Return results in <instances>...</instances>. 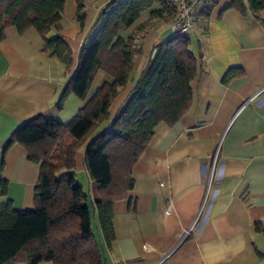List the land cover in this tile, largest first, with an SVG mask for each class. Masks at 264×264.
Returning <instances> with one entry per match:
<instances>
[{"label":"crops","instance_id":"1","mask_svg":"<svg viewBox=\"0 0 264 264\" xmlns=\"http://www.w3.org/2000/svg\"><path fill=\"white\" fill-rule=\"evenodd\" d=\"M109 1L90 4L80 26L75 0H65L59 31L50 37L67 42L70 66L43 50L34 29L22 34L14 28L0 30V179L7 185L0 203L10 200L18 210L34 209L38 165L27 160L18 144L3 154L14 132L38 116L66 125L110 81L97 71L85 100L68 95L62 109L56 108L80 49ZM241 1L244 13L223 1L206 22L200 21L199 33L189 35L195 38L191 51L197 64L190 108L174 125L161 123L154 129L132 168L131 190L113 204L114 240L108 246L92 216L104 264H264V9L256 18L247 1ZM148 19L143 15L128 32ZM168 30L169 24L154 20L143 34L131 78L110 106V117ZM229 72L233 76L222 82ZM85 148L75 154V177L76 172L88 177ZM91 190L90 182L86 192Z\"/></svg>","mask_w":264,"mask_h":264},{"label":"trees","instance_id":"2","mask_svg":"<svg viewBox=\"0 0 264 264\" xmlns=\"http://www.w3.org/2000/svg\"><path fill=\"white\" fill-rule=\"evenodd\" d=\"M98 0H75V21L81 26L86 8ZM244 13L241 0H201L195 15L206 22L221 2ZM258 18L264 0H246ZM65 0H0V30L14 28L19 34L34 29L51 57L72 64L71 49L59 31ZM149 19L128 30L143 16ZM174 10L167 0H111L99 12L88 41L79 52L56 108L68 95L85 100L97 71L110 81L100 86L78 114L66 125L34 117L20 126L4 146H22L27 160L38 165L32 211L14 208L10 200L0 203V264H104L102 246L92 228L96 217L102 240H113L112 210L116 200L131 190V171L159 124L174 125L192 102L191 84L197 74L190 36H171L152 49L141 73L117 113L109 109L132 75L134 57L141 52L143 34L154 20L171 24ZM205 31V30H204ZM233 76L225 75L222 82ZM86 145L84 164L92 192L76 182L74 157ZM0 179V196L6 195Z\"/></svg>","mask_w":264,"mask_h":264},{"label":"built area","instance_id":"3","mask_svg":"<svg viewBox=\"0 0 264 264\" xmlns=\"http://www.w3.org/2000/svg\"><path fill=\"white\" fill-rule=\"evenodd\" d=\"M169 7L174 10V18L169 25V30L172 36H189L197 32L198 18L195 15L196 7L200 4L201 0H167ZM212 171V170H211ZM211 183V173L204 179L206 186V195L202 203V208L206 201ZM169 213V212H168ZM189 234L187 231L183 239Z\"/></svg>","mask_w":264,"mask_h":264},{"label":"rangeland","instance_id":"4","mask_svg":"<svg viewBox=\"0 0 264 264\" xmlns=\"http://www.w3.org/2000/svg\"><path fill=\"white\" fill-rule=\"evenodd\" d=\"M128 33H129V32H128ZM197 33H199V29H198V28H197V32H196V34H197ZM170 35H172V33L168 30V32L165 33V34L161 37L162 41L166 40V39H167V36H170ZM194 35H195V34H194ZM190 39H191L192 48H193L194 43H196V42H195V38L192 36V38H190ZM76 182H77L79 185H81L85 191H87V190L90 188V182H89V179H88L87 175L84 174V173L82 174V173L76 172ZM93 222H94V220L92 221V223H93ZM93 224H94V223H93Z\"/></svg>","mask_w":264,"mask_h":264},{"label":"water","instance_id":"5","mask_svg":"<svg viewBox=\"0 0 264 264\" xmlns=\"http://www.w3.org/2000/svg\"><path fill=\"white\" fill-rule=\"evenodd\" d=\"M156 54H157V50H153V52L151 53L150 62L154 60Z\"/></svg>","mask_w":264,"mask_h":264}]
</instances>
